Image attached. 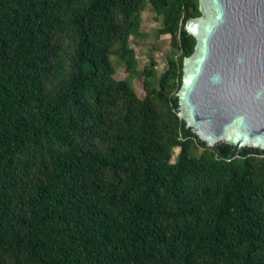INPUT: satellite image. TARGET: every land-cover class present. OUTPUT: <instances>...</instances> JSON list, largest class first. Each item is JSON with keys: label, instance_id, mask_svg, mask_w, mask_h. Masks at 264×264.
<instances>
[{"label": "trees", "instance_id": "16d2710c", "mask_svg": "<svg viewBox=\"0 0 264 264\" xmlns=\"http://www.w3.org/2000/svg\"><path fill=\"white\" fill-rule=\"evenodd\" d=\"M148 3L176 54L159 87L154 60L139 72L140 97L111 53L136 70ZM199 14V0H0V264H264V149L210 147L178 115Z\"/></svg>", "mask_w": 264, "mask_h": 264}, {"label": "water", "instance_id": "95a60500", "mask_svg": "<svg viewBox=\"0 0 264 264\" xmlns=\"http://www.w3.org/2000/svg\"><path fill=\"white\" fill-rule=\"evenodd\" d=\"M178 115L208 146L264 149V0H199ZM234 154H230L232 158Z\"/></svg>", "mask_w": 264, "mask_h": 264}, {"label": "rangeland", "instance_id": "374dc122", "mask_svg": "<svg viewBox=\"0 0 264 264\" xmlns=\"http://www.w3.org/2000/svg\"><path fill=\"white\" fill-rule=\"evenodd\" d=\"M162 26V16H157L152 5L148 3L141 12L137 33L132 34L129 39L130 47L133 49L134 61L136 62L135 71H132L126 62L122 60L119 54L121 51L119 45L116 42L113 44L111 60L115 67V78L130 79L140 97L146 95L144 83L148 78L145 73L139 72L149 67L152 60H154L156 62L154 66L155 75L150 79L155 86L159 87L160 77L169 66L170 55L176 54L171 44V34L161 33ZM180 150L181 148L177 146L173 148L172 161L177 159ZM204 150L200 146L196 147L198 154Z\"/></svg>", "mask_w": 264, "mask_h": 264}]
</instances>
